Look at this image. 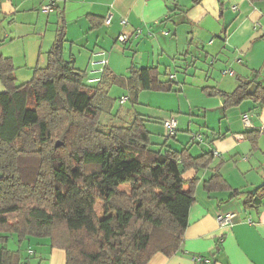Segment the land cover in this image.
<instances>
[{
    "label": "trees",
    "instance_id": "1",
    "mask_svg": "<svg viewBox=\"0 0 264 264\" xmlns=\"http://www.w3.org/2000/svg\"><path fill=\"white\" fill-rule=\"evenodd\" d=\"M65 42L60 21L46 67L22 84L12 61L0 57V264H20L19 252L7 247L11 236L18 243L48 239L65 251L66 264H147L156 253L175 254L194 203V180L185 187L183 174L209 167L213 153L193 157L172 148L168 135L154 143L148 118L134 106L140 92H174L177 82L157 67L131 65L126 75L104 68L90 83L86 71L63 57ZM257 75L237 78L232 92H206L220 96L224 107L248 99L262 106ZM113 87L125 92L124 103L110 95ZM245 135L257 151L264 130ZM220 167L203 182L207 192L231 189ZM263 198L261 185L245 193L243 204L258 210ZM97 202L107 214L102 218ZM215 254L197 262L213 264Z\"/></svg>",
    "mask_w": 264,
    "mask_h": 264
},
{
    "label": "crops",
    "instance_id": "2",
    "mask_svg": "<svg viewBox=\"0 0 264 264\" xmlns=\"http://www.w3.org/2000/svg\"><path fill=\"white\" fill-rule=\"evenodd\" d=\"M46 1L0 0V57L12 61L16 84L29 81L35 68L46 67L56 28L64 21L63 57L73 60L88 77H100L101 68L126 75L131 65L157 67L172 75L176 91L140 93L148 111L138 113L148 118L146 123L160 125L155 134L160 133L162 141L163 121L175 118L177 128L171 136L175 141L168 142L172 148L186 149L193 157L213 153L209 167L183 174L185 186L194 180V203L180 248L171 256L156 253L147 264H203L196 257L213 258V253V264H264V198L258 210L243 204L245 193L264 185V149L258 140L260 156L254 157L251 148L250 155L239 152L250 147L246 131L264 130V104L248 99L224 107L220 96L206 92H232L238 79L252 78L257 70V81L264 85V1L55 0V9L45 14L40 8ZM136 30L140 33L128 41L117 40L120 33ZM102 59L106 60L103 66L98 63ZM226 70L233 75L224 74ZM19 75L30 78L22 82ZM182 111L192 117L193 112L200 114L199 123L176 114ZM244 113L249 116L248 128L241 120ZM238 158L243 160L241 167ZM217 164L231 189L207 192L203 182ZM234 191L239 194L233 195ZM229 212L235 213L230 224L219 226L217 216ZM7 247L19 252L20 264H66L65 251L51 247L46 238L29 237L18 243L11 236Z\"/></svg>",
    "mask_w": 264,
    "mask_h": 264
},
{
    "label": "built area",
    "instance_id": "3",
    "mask_svg": "<svg viewBox=\"0 0 264 264\" xmlns=\"http://www.w3.org/2000/svg\"><path fill=\"white\" fill-rule=\"evenodd\" d=\"M54 9H55V0H47L46 3H44L40 8L41 12H43L45 14L51 13ZM110 21H111V14L109 13L106 16L104 22H105V24L108 25L110 23ZM126 23H127L126 20L122 21V24L126 25ZM139 33H140V30H136L133 33L122 32L118 35L117 40L120 43H124V42L128 41L131 36H137ZM96 54H98V55L104 54V52L96 53ZM92 63H94V62H92ZM98 63H100V65L103 66L104 64H106V60L102 59ZM100 72H102V68L100 69ZM224 74L233 75V71L226 70V71H224ZM170 77H173V76L171 75ZM99 79H100V77H88L87 81L90 83H93V82L98 81ZM126 99H127V97H121V99H119V101H118V104L124 103ZM241 120H242L243 125L246 128L251 126L248 114H246V113L242 114ZM162 124H163V127L165 129L166 135H168V136L174 135L176 128H177V123H176L175 118L171 117L169 119H166L163 121ZM196 138H198V140L201 141V137L199 135ZM234 216H235V213L229 212V213H225L222 215H218L216 220H217V223L219 224V226H225V225L230 224V222Z\"/></svg>",
    "mask_w": 264,
    "mask_h": 264
},
{
    "label": "rangeland",
    "instance_id": "4",
    "mask_svg": "<svg viewBox=\"0 0 264 264\" xmlns=\"http://www.w3.org/2000/svg\"><path fill=\"white\" fill-rule=\"evenodd\" d=\"M92 63V62H91ZM93 64V63H92ZM121 64H122V62H121ZM77 66H79V65H77ZM125 72V71H124ZM29 78L30 77H28V76H20L19 75V77H18V79L20 80V81H22V82H24V81H26V80H29ZM145 91V90H144ZM144 91H142V92H144ZM142 92H140V93H142ZM124 91H122L121 89H119V88H116V87H113L112 88V90L110 91V95H112V96H120L121 94L122 95H124ZM139 93V94H140ZM139 94H138V99H137V101H138V104L137 105H135L134 106V109L137 111V112H143V111H148V108H147V106H148V103H147V101H146V99H145V97L144 96H140L139 97ZM194 98V100H195V97H193ZM181 99H183V98H181ZM130 105V103L128 102L125 106H129ZM119 107V105L116 103V105H115V107H114V109L115 108H118ZM151 110V109H150ZM178 116H182V114H186V115H188V117H192L191 116V113H189V111H182V113H176ZM193 114H194V116L192 117L193 118V121L195 122V123H199L198 122V120H199V116H200V114H198L197 112L196 113H194L193 112ZM145 126H146V128H147V130H149L150 132H151V141H153L154 143H161L162 142V139H161V134L159 133V135H156L155 133H157V131L158 132H160L161 131V128H160V125L159 124H155V125H151V124H149V123H145ZM199 126V125H198ZM203 128V127H202ZM179 133H182V132H179ZM165 135H166V133H165ZM259 145H260V147L262 148V149H264V137L262 136V137H260L259 138ZM174 137H171V138H169V140H168V142L170 143V144H174ZM195 146H198V145H195ZM246 147V146H245ZM251 147V146H250ZM249 146H247V148H245V150H243L242 151V149L240 148V150H239V152L240 153H242V154H248V155H250L249 154V148H250ZM249 150V151H248ZM258 156H260V151H256L255 152V155H254V157H258ZM243 160L242 159H240V158H238L237 160H236V164H237V166L238 167H241V162H242ZM251 162H252V160H251ZM246 170V169H245ZM231 181H233V179L231 178ZM186 187V186H185ZM95 210H96V213H97V215H98V217L99 218H102V217H104L105 215H107L106 214V212L104 211V209L102 208V206H101V203H99V202H97V204H96V206H95ZM241 210V209H240ZM14 237V236H13Z\"/></svg>",
    "mask_w": 264,
    "mask_h": 264
},
{
    "label": "water",
    "instance_id": "5",
    "mask_svg": "<svg viewBox=\"0 0 264 264\" xmlns=\"http://www.w3.org/2000/svg\"><path fill=\"white\" fill-rule=\"evenodd\" d=\"M58 143H56V145H57Z\"/></svg>",
    "mask_w": 264,
    "mask_h": 264
}]
</instances>
